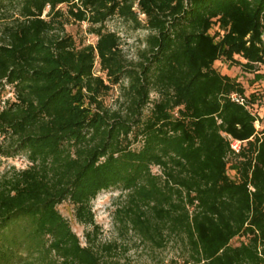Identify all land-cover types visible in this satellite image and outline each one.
Wrapping results in <instances>:
<instances>
[{
	"label": "trees",
	"instance_id": "1",
	"mask_svg": "<svg viewBox=\"0 0 264 264\" xmlns=\"http://www.w3.org/2000/svg\"><path fill=\"white\" fill-rule=\"evenodd\" d=\"M113 18L147 31L136 63ZM70 21L95 44H76ZM0 23V166L28 164L0 176V264H114L57 210L94 230L90 203L109 189L126 198L123 226L181 244L186 264H264V128L250 111L262 104L264 120L263 97L214 67L264 78V0H0ZM117 85L120 113L101 101Z\"/></svg>",
	"mask_w": 264,
	"mask_h": 264
},
{
	"label": "rangeland",
	"instance_id": "2",
	"mask_svg": "<svg viewBox=\"0 0 264 264\" xmlns=\"http://www.w3.org/2000/svg\"><path fill=\"white\" fill-rule=\"evenodd\" d=\"M68 23L65 25V32L75 39L76 44L83 46L95 44L96 38L88 33L89 26L87 23L79 24L72 21ZM0 24L2 25V23ZM106 27L119 36L124 59L136 63L140 59V53L144 48L143 41L147 31L143 29L135 30L131 24L118 18L107 21ZM214 67L222 74L240 81L246 89V94L258 93L264 98V78H254L253 73L241 71L238 67L223 61L215 62ZM256 70L257 73L264 75V66H256ZM94 74L105 78L97 63L94 67ZM121 84L124 86L126 82L122 81ZM121 88L122 86L119 85L113 86L107 94L101 97L103 106L110 112H124L126 102H124ZM11 96V92L7 89L4 99ZM155 98L156 95L152 94L151 99L154 100ZM263 98L261 103H264ZM250 111L259 117V122L255 123V129L260 132L264 128V120H260L263 117L262 104L253 106ZM148 113V109L145 110L144 114L148 115ZM139 147L138 142L131 145L133 149ZM27 165L24 154H19L11 159H3L0 166V176L10 167L19 170L24 169ZM152 173L159 174L158 168L152 167ZM229 175L233 177V172L229 171ZM125 202L126 198L124 194L120 193L119 189L100 192L90 203L94 223L97 227L94 230L92 226L77 222L74 217V208L68 202L59 205L57 210L66 219L82 246L85 245V235L88 232L93 233L92 239L98 246L102 257L114 264H186L184 262L186 253L181 244L169 239L165 246L159 248L141 241L133 231L123 226L119 218L116 217L115 210L123 207ZM242 241H244V238H235L231 241V245L238 246Z\"/></svg>",
	"mask_w": 264,
	"mask_h": 264
},
{
	"label": "built area",
	"instance_id": "3",
	"mask_svg": "<svg viewBox=\"0 0 264 264\" xmlns=\"http://www.w3.org/2000/svg\"><path fill=\"white\" fill-rule=\"evenodd\" d=\"M233 100H235V101H237V102H241V100L237 99L236 97H233ZM239 146H240V143H239V142L231 141V143H230V147H231V149H232L234 152H238V150H239Z\"/></svg>",
	"mask_w": 264,
	"mask_h": 264
}]
</instances>
